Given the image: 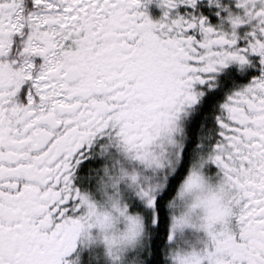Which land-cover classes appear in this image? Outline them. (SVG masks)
I'll use <instances>...</instances> for the list:
<instances>
[{
    "label": "snow or ice",
    "instance_id": "snow-or-ice-1",
    "mask_svg": "<svg viewBox=\"0 0 264 264\" xmlns=\"http://www.w3.org/2000/svg\"><path fill=\"white\" fill-rule=\"evenodd\" d=\"M0 264H264V0H0Z\"/></svg>",
    "mask_w": 264,
    "mask_h": 264
},
{
    "label": "flooded vegetation",
    "instance_id": "flooded-vegetation-1",
    "mask_svg": "<svg viewBox=\"0 0 264 264\" xmlns=\"http://www.w3.org/2000/svg\"><path fill=\"white\" fill-rule=\"evenodd\" d=\"M150 11L154 18L158 17L161 14V10L156 4H153L151 6Z\"/></svg>",
    "mask_w": 264,
    "mask_h": 264
}]
</instances>
